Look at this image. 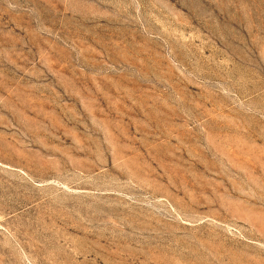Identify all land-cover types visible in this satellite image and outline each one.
Wrapping results in <instances>:
<instances>
[{
    "label": "rangeland",
    "instance_id": "obj_1",
    "mask_svg": "<svg viewBox=\"0 0 264 264\" xmlns=\"http://www.w3.org/2000/svg\"><path fill=\"white\" fill-rule=\"evenodd\" d=\"M0 264H264V0H0Z\"/></svg>",
    "mask_w": 264,
    "mask_h": 264
}]
</instances>
